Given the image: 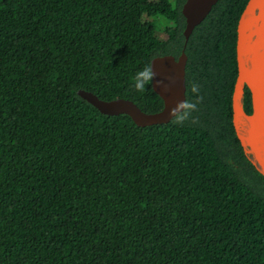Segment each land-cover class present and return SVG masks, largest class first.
Segmentation results:
<instances>
[{
  "label": "trees",
  "instance_id": "trees-1",
  "mask_svg": "<svg viewBox=\"0 0 264 264\" xmlns=\"http://www.w3.org/2000/svg\"><path fill=\"white\" fill-rule=\"evenodd\" d=\"M248 1L187 43L196 109L143 128L78 91L162 110L134 77L181 55L186 0H0V264H264V175L233 124Z\"/></svg>",
  "mask_w": 264,
  "mask_h": 264
},
{
  "label": "water",
  "instance_id": "water-1",
  "mask_svg": "<svg viewBox=\"0 0 264 264\" xmlns=\"http://www.w3.org/2000/svg\"><path fill=\"white\" fill-rule=\"evenodd\" d=\"M220 0H186L182 13L186 19V42L194 29L210 14ZM187 45V44H186ZM184 48L177 58L157 56L151 61L154 73L152 87L163 100V109L156 113L143 111L132 100H104L91 91L80 89L78 95L107 116L127 115L139 127L169 124L177 105L186 102V68L188 56ZM236 58L238 75L232 96L233 124L245 153L264 175V0H249L237 26ZM251 93L252 112L244 109L245 88ZM183 110H181L182 112Z\"/></svg>",
  "mask_w": 264,
  "mask_h": 264
},
{
  "label": "clouds",
  "instance_id": "clouds-1",
  "mask_svg": "<svg viewBox=\"0 0 264 264\" xmlns=\"http://www.w3.org/2000/svg\"><path fill=\"white\" fill-rule=\"evenodd\" d=\"M154 78V73L152 71L151 66H145V68L135 74L134 77V88L139 92H143L145 90V86L152 82ZM192 91L194 93L199 92V86L193 85ZM202 100V97H197V102ZM196 109V103L191 102H182L177 105V108L172 110L171 115L175 116L176 123H180L188 118L190 112ZM181 110H183L181 112Z\"/></svg>",
  "mask_w": 264,
  "mask_h": 264
},
{
  "label": "flooded vegetation",
  "instance_id": "flooded-vegetation-1",
  "mask_svg": "<svg viewBox=\"0 0 264 264\" xmlns=\"http://www.w3.org/2000/svg\"><path fill=\"white\" fill-rule=\"evenodd\" d=\"M188 41H189V40H188ZM187 43H188V42H186V43H185V46H184V48H185V47H187V45H186ZM183 50H184V49H183ZM181 54H182V53H181ZM178 57H179V56H178ZM178 57H177V58H178ZM187 63H188V62H187Z\"/></svg>",
  "mask_w": 264,
  "mask_h": 264
}]
</instances>
